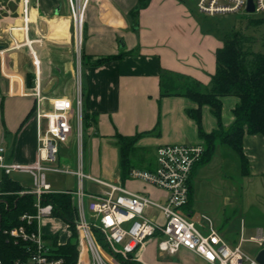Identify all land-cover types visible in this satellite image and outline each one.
<instances>
[{"label":"crops","instance_id":"1","mask_svg":"<svg viewBox=\"0 0 264 264\" xmlns=\"http://www.w3.org/2000/svg\"><path fill=\"white\" fill-rule=\"evenodd\" d=\"M73 1L85 6L86 64L82 102L84 114L93 121L92 134L87 139L91 159H87V164L82 162L87 175L82 180L83 188L89 194L101 195L110 189L105 183L121 185L166 202L165 190L131 178L130 174L122 175L117 135L146 133L135 146V151L140 149L141 152L140 165L133 159L132 169H155L157 150L164 144L204 145L197 121L188 113V109L197 108L198 104L186 96H162L160 90L162 74L175 75L181 81V76L190 77L205 86L211 85L217 66L216 51L223 45V33L211 29L209 19L197 10L196 0H150L137 17L132 10L139 0H29L28 29L25 28L23 0L18 4L0 0V25L8 32L4 34L5 39H0V44L4 45L5 55L9 51L6 58L0 59V146L6 148V160L21 164L37 160L39 133L46 125V118L38 116L36 92L46 98L42 104L45 109L50 108L52 97L68 96L74 101L77 98ZM11 32L21 44L16 52H10L15 42ZM35 58L39 61L40 72H37ZM239 101L233 95L222 97L225 127L234 122L233 109ZM202 122L207 132L218 127L209 105L202 107ZM69 143L72 157L66 167L78 170L74 136ZM244 149L250 160L248 175L242 173L235 151L221 142L216 143L211 160L194 169L190 205L193 211L207 213L198 200L202 186L219 192L226 187V179L236 174L243 180L250 179L252 174L264 176V135L247 134ZM56 174L60 173L49 174L50 182ZM65 174L74 176L76 187L80 185L76 174ZM21 185L24 191L31 189L34 178L32 186ZM53 189L59 192L78 190ZM71 196L76 207V197ZM148 214L163 219L159 211L148 209ZM212 219L217 231L230 245L239 242L242 226L244 235L246 233L244 219L240 231L225 230L216 218ZM53 223L56 225L52 227ZM42 232L44 236L57 234L62 243L70 236L67 223L54 216L44 221ZM154 242L157 243L150 241L141 253L139 261L143 264H151ZM187 251L194 258L198 257ZM165 256L155 252L156 258ZM91 262V255L85 253L82 264Z\"/></svg>","mask_w":264,"mask_h":264},{"label":"built area","instance_id":"2","mask_svg":"<svg viewBox=\"0 0 264 264\" xmlns=\"http://www.w3.org/2000/svg\"><path fill=\"white\" fill-rule=\"evenodd\" d=\"M254 12L247 10L249 0H196L197 10L209 16L225 14H254L264 16V0H253ZM25 28L30 20L29 0H23ZM75 56L80 68L84 56L85 6L73 1ZM13 30V29H12ZM15 47L21 44L11 34ZM5 49L0 50V54ZM4 57H2L3 59ZM36 69L40 72L37 58ZM38 96V116L46 118V125L39 133L37 160L32 164L8 162L6 148L0 146V170L11 175L18 171L29 173L34 178V186L23 193L35 195L37 212L23 215L26 225L5 229L4 233L17 240H24L30 247L28 259H17L13 264H65L63 257L52 256L51 245L45 239L42 225L53 217V205L44 203L43 196L54 193L49 174L74 173L81 183L77 191H68L76 197V228L79 235V262L89 253L91 264H122L118 256L140 259L141 253L150 241L157 242L161 255H175L181 249H187L200 257L206 264H262L251 257L242 248V243L251 240L264 249V227H258L251 237L242 234L240 243L230 245L217 231L214 221L205 214L194 215L189 205L191 179L195 166L201 161L205 147L203 144L167 143L157 150L156 168H133L130 177L148 182L167 192L166 202L154 199L150 195L131 191L121 185L107 184L109 191L101 195L87 193L82 180L87 176L82 166L84 145V111L82 102L81 77L77 82V98L68 96L50 98V108L42 107L46 99L40 92ZM74 136L79 160V169L61 167L59 161L61 145L70 142ZM94 181L99 179L89 176ZM87 199V202H86ZM86 206L90 212L88 217ZM148 209L159 211L160 219L150 216ZM36 224V227L33 225ZM70 232V231H69ZM101 235V240L97 237ZM103 241V242H102ZM0 264H5L0 260Z\"/></svg>","mask_w":264,"mask_h":264},{"label":"trees","instance_id":"3","mask_svg":"<svg viewBox=\"0 0 264 264\" xmlns=\"http://www.w3.org/2000/svg\"><path fill=\"white\" fill-rule=\"evenodd\" d=\"M150 0H139L132 10L138 16L140 10L149 4ZM248 27L264 26V16L247 14ZM255 37L245 29H233L223 34V45L216 51V71L212 75L211 85L205 86L196 79L162 74L160 90L162 96L180 95L194 100L197 108L188 109V113L198 124L199 136L204 140L205 151L201 161L195 166L208 163L216 150V143L229 145L238 155L242 173L250 174V160L244 149V137L247 134L264 135V53L253 49ZM237 96L240 101L233 109L234 122L225 127L222 121L223 96ZM209 105L218 120V127L207 132L203 128L202 107ZM94 120V119H93ZM93 121L84 114V124ZM146 133L135 135L118 134L121 155V172L128 176L133 167L132 153L137 141ZM194 168V169H195ZM194 172V170H193ZM23 185L11 177L3 174L0 180V260L5 264H13L17 259L26 260L30 257L29 245L24 240H17L4 233L5 229L26 225L23 215H34L37 212L35 195L23 193ZM44 203L53 205V216L60 218L68 225L70 236L65 243L59 241L58 235H45L50 239L51 254L63 257L65 264L79 262V235L76 228L77 209L71 194L56 191L43 196ZM192 203V179L190 202ZM36 227V224L33 225ZM99 238L101 235L98 233ZM122 264H143L133 257L118 256Z\"/></svg>","mask_w":264,"mask_h":264},{"label":"rangeland","instance_id":"4","mask_svg":"<svg viewBox=\"0 0 264 264\" xmlns=\"http://www.w3.org/2000/svg\"><path fill=\"white\" fill-rule=\"evenodd\" d=\"M11 1V0H10ZM15 3H20V0H12ZM204 18L209 19V24L211 29L217 31L218 33L225 34L233 29H245L248 34L253 35L255 37V42L253 44V49L257 52L264 53V26L253 27L250 26L246 29L248 22V15L244 13L238 14H225V15H204L201 13ZM4 25H0V34L3 36L0 39L3 40L4 34L8 35V32L5 30ZM13 31V30H12ZM12 34V32H11ZM6 37V36H5ZM12 37V36H11ZM5 39V38H4ZM13 39V38H12ZM8 44V43H7ZM13 45H16L13 42ZM13 50L10 52L18 51V47L13 46ZM7 53H1L0 59L2 57H7ZM8 63V60H7ZM85 58L83 56L81 67L79 68L77 65L76 68V85L78 79L81 77V84L83 86L84 73H85ZM91 125L84 124V145L82 149V162L84 161L86 164L91 157V151H88L87 139L88 135L91 133ZM92 134V133H91ZM69 142L63 143V147L59 154L60 160L58 165L61 167H66L68 162H70L72 157V151L68 148ZM79 151H77L78 153ZM76 153V156L78 157ZM141 154L140 149H137L132 153V160L140 165L138 161V156ZM99 156V153H98ZM91 159V158H90ZM138 165V166H139ZM69 166V165H68ZM3 172L0 170V180L2 178ZM12 176L15 179H18L25 186L33 185V177L32 175L20 172H12ZM260 177V178H258ZM256 176L255 174L251 175L250 179H245L238 174L234 175V177H229L226 179V187L220 188L217 191H210L206 186L201 188L200 194L198 197L199 202L203 207L207 210V213H199L194 211V215L198 214H207L211 218H216L220 224L224 225V229L228 230H236L240 231L241 221L244 219L246 221V233L245 236L247 238L251 237L255 234L256 229L258 227H264V176ZM262 177V179H261ZM53 187L55 189H66V188H79V185H75L74 176L60 173L56 174V176L51 180ZM99 188V187H94ZM87 202V199H86ZM86 212L88 217L90 216V212L86 206ZM56 225L52 224V227ZM216 226V225H215ZM51 228V227H50ZM97 237L98 233L96 234ZM100 239V238H99ZM101 240V239H100ZM103 242V241H102ZM240 243V238L239 242ZM243 250L248 253L251 257H256L261 251V246L257 243L247 240L242 243ZM155 252L158 254L157 243L151 244V264H206L200 258H194V256L189 255L188 251L185 249H181L179 253L176 255H166L165 257H155Z\"/></svg>","mask_w":264,"mask_h":264},{"label":"water","instance_id":"5","mask_svg":"<svg viewBox=\"0 0 264 264\" xmlns=\"http://www.w3.org/2000/svg\"><path fill=\"white\" fill-rule=\"evenodd\" d=\"M254 1L253 0H249V3H248V7H247V10L249 13H253L254 12ZM4 49V45L0 44V50H3ZM257 259L262 263L264 264V249H262L259 254L257 255Z\"/></svg>","mask_w":264,"mask_h":264}]
</instances>
